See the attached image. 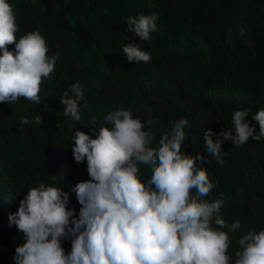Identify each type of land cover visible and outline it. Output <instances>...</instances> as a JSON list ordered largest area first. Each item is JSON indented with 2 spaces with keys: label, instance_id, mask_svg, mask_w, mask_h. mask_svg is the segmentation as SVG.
I'll return each mask as SVG.
<instances>
[{
  "label": "trees",
  "instance_id": "obj_1",
  "mask_svg": "<svg viewBox=\"0 0 264 264\" xmlns=\"http://www.w3.org/2000/svg\"><path fill=\"white\" fill-rule=\"evenodd\" d=\"M20 30L17 38L39 30L49 55L58 56L51 78L41 85L39 103L24 97L0 102V264H15L24 233L9 226L32 187L40 182L70 193L69 208L82 207L71 187L90 179L87 160L75 161L71 150L76 129L95 138L98 122L118 108L130 110L150 126L153 145L161 130L187 118L188 139L182 151L202 153V164L217 186L205 197L224 201L217 216L239 220L243 231L264 229V140L243 146L230 139L220 165L205 150L204 134L232 129L233 113L250 109L246 121L264 108V0H11ZM159 12L158 29L143 41L128 18ZM137 43L151 53L149 62H129L123 43ZM15 50V44L8 45ZM2 54V52H0ZM79 82L85 91L81 120L63 113L60 98ZM85 104L87 106H85ZM42 117V123L35 119ZM24 117L29 123H22ZM147 128V125H146ZM144 179L151 169L141 165ZM228 230V229H225ZM230 250L238 249L242 231H229ZM71 251V239L62 241Z\"/></svg>",
  "mask_w": 264,
  "mask_h": 264
},
{
  "label": "clouds",
  "instance_id": "obj_2",
  "mask_svg": "<svg viewBox=\"0 0 264 264\" xmlns=\"http://www.w3.org/2000/svg\"><path fill=\"white\" fill-rule=\"evenodd\" d=\"M159 12L141 13L127 24L143 41H151L158 29ZM20 27L11 0H0V102L10 105L19 98L39 103L41 85L51 78L58 56H50L46 38L39 30L17 38ZM15 44L10 51L8 45ZM129 62H149L151 53L140 44L123 43ZM63 113L81 120L84 87L77 81L60 98ZM85 106H87L85 104ZM250 109L233 113L232 129L204 134L205 150L223 165L225 140L243 146L250 138L264 140V108L253 119L259 133L246 121ZM38 123L42 117L36 115ZM92 135L76 129L71 147L75 161L87 160L91 177L71 187L82 206L79 215L69 208L70 193L61 186L40 182L9 214V226L25 235L13 257L15 264H264V229L243 231L239 220L228 224L217 216L224 201L205 197L213 181L202 164V153L182 151L191 127L187 118L172 122L171 131L161 130L153 145L152 120L144 121L125 108L110 111L104 122L92 116ZM22 123H29L24 117ZM147 125V128H146ZM141 165L151 169L145 180ZM228 229V230H225ZM242 231L239 248L230 250L229 231ZM71 239L66 252L62 241Z\"/></svg>",
  "mask_w": 264,
  "mask_h": 264
}]
</instances>
